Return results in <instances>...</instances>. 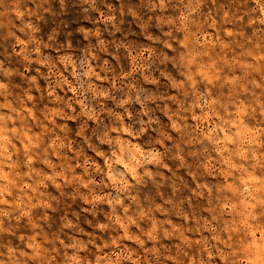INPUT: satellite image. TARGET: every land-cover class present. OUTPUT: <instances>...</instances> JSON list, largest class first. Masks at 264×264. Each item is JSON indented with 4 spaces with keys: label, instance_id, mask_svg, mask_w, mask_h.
Returning a JSON list of instances; mask_svg holds the SVG:
<instances>
[{
    "label": "clouds",
    "instance_id": "obj_1",
    "mask_svg": "<svg viewBox=\"0 0 264 264\" xmlns=\"http://www.w3.org/2000/svg\"><path fill=\"white\" fill-rule=\"evenodd\" d=\"M0 264H264V0H0Z\"/></svg>",
    "mask_w": 264,
    "mask_h": 264
}]
</instances>
